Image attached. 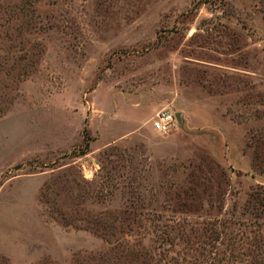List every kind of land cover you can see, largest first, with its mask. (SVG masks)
Returning a JSON list of instances; mask_svg holds the SVG:
<instances>
[{
    "label": "rangeland",
    "instance_id": "1",
    "mask_svg": "<svg viewBox=\"0 0 264 264\" xmlns=\"http://www.w3.org/2000/svg\"><path fill=\"white\" fill-rule=\"evenodd\" d=\"M0 264H264V0H0Z\"/></svg>",
    "mask_w": 264,
    "mask_h": 264
},
{
    "label": "built area",
    "instance_id": "2",
    "mask_svg": "<svg viewBox=\"0 0 264 264\" xmlns=\"http://www.w3.org/2000/svg\"><path fill=\"white\" fill-rule=\"evenodd\" d=\"M177 123L175 113L166 110L158 112L152 120L153 129L161 133L169 132Z\"/></svg>",
    "mask_w": 264,
    "mask_h": 264
},
{
    "label": "trees",
    "instance_id": "3",
    "mask_svg": "<svg viewBox=\"0 0 264 264\" xmlns=\"http://www.w3.org/2000/svg\"><path fill=\"white\" fill-rule=\"evenodd\" d=\"M88 152V145L85 146V148L81 149V151L79 152V154H85Z\"/></svg>",
    "mask_w": 264,
    "mask_h": 264
},
{
    "label": "water",
    "instance_id": "4",
    "mask_svg": "<svg viewBox=\"0 0 264 264\" xmlns=\"http://www.w3.org/2000/svg\"><path fill=\"white\" fill-rule=\"evenodd\" d=\"M175 116H176L177 122H179L180 121V115L176 113Z\"/></svg>",
    "mask_w": 264,
    "mask_h": 264
}]
</instances>
